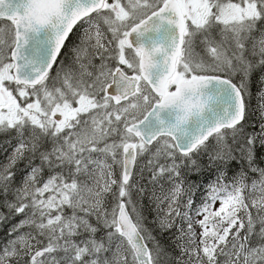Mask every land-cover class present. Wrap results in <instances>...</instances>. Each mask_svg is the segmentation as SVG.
Wrapping results in <instances>:
<instances>
[{"label": "snow or ice", "instance_id": "snow-or-ice-1", "mask_svg": "<svg viewBox=\"0 0 264 264\" xmlns=\"http://www.w3.org/2000/svg\"><path fill=\"white\" fill-rule=\"evenodd\" d=\"M0 21V196L23 214L0 264H264V0H0ZM140 157L179 257L132 198Z\"/></svg>", "mask_w": 264, "mask_h": 264}, {"label": "trees", "instance_id": "trees-1", "mask_svg": "<svg viewBox=\"0 0 264 264\" xmlns=\"http://www.w3.org/2000/svg\"><path fill=\"white\" fill-rule=\"evenodd\" d=\"M0 23H6L5 21H1ZM79 27V26H78ZM264 75V72L261 70H257L251 80L250 84V97L247 98V122H246V131L254 132L259 130V126L261 124V114L258 109V92L261 89L260 77ZM238 78V77H237ZM235 78V79H237ZM14 135L11 132L0 133V163H1V154L4 150L14 147ZM144 161V158L140 157L137 159V166L133 173V181L137 182L139 186H143L145 191L143 193H139L138 191H133L132 198L135 202L138 203L143 209V213L145 216L144 223L147 227L153 230V235L157 237L161 241V243L168 249L171 257H179L180 251L172 244L173 233L176 232V229L173 228L168 232L161 234L159 230L156 228V225L153 223L155 220L156 213L153 211V203L149 200V196L153 190V184L151 182L150 173L147 169L143 171V174L139 173L140 163ZM199 162L202 165H205L204 169L197 175H189V179L198 182L201 187L196 192L194 197L196 203L201 201L202 196L204 195V185L211 181L214 178L215 172L207 167V156L202 155L199 157ZM261 162V166H264V161ZM236 165L229 169V175L231 176L233 171L236 170ZM17 170V169H15ZM254 174H250L252 176ZM158 190V189H157ZM3 197L0 196V212H2L6 219L3 222H0V243H2L7 236L9 224L12 222V218L15 216H9L8 209L2 206ZM179 222V221H177ZM254 239V238H253Z\"/></svg>", "mask_w": 264, "mask_h": 264}, {"label": "rangeland", "instance_id": "rangeland-1", "mask_svg": "<svg viewBox=\"0 0 264 264\" xmlns=\"http://www.w3.org/2000/svg\"><path fill=\"white\" fill-rule=\"evenodd\" d=\"M97 63H98V61H96ZM238 79V78H237ZM11 133H13V135H14V130L13 131H10ZM14 144H16V140H15V138H14ZM13 148L14 147H12V148H9V149H6V150H4L3 152H2V154H1V163L0 164H4V163H6L7 162V158H8V156L12 153V151H13ZM142 158H144V160H146V157H142ZM25 161H20L17 165H16V167H15V169H17V170H15L14 169V171L17 173V175L14 177V179L16 180V182L17 183H19V180H20V178L26 173V171H27V169L25 168ZM35 163H39V161L37 160V161H35ZM141 164L142 163H140V166H141ZM139 169H140V167H139ZM115 171L118 173L119 172V168H118V166L116 167V169H115ZM139 173H140V171H138ZM9 199H11V196H9ZM3 201V200H2ZM200 202H198L197 204H199ZM219 203H217L216 204V207L217 208H219ZM66 211H68V210H66ZM254 211V210H253ZM23 218V214H17V215H15V217H13L12 219V222L9 224V227H8V232H7V236L5 237V239H4V241L2 242V243H0V246H2L8 239H9V229H10V227L13 225V224H16V223H18L21 219ZM202 217H195V219H201ZM258 227V226H257ZM26 229H22L21 231H25ZM200 228L198 227V226H196V232H197V234H198V238H199V233H200ZM233 231H235V229L233 230ZM254 238V240H255V237H253ZM41 239H43V238H41ZM42 246V245H41Z\"/></svg>", "mask_w": 264, "mask_h": 264}, {"label": "water", "instance_id": "water-1", "mask_svg": "<svg viewBox=\"0 0 264 264\" xmlns=\"http://www.w3.org/2000/svg\"><path fill=\"white\" fill-rule=\"evenodd\" d=\"M1 22V21H0ZM135 170V169H134ZM134 170H133V173H134Z\"/></svg>", "mask_w": 264, "mask_h": 264}, {"label": "bare ground", "instance_id": "bare-ground-1", "mask_svg": "<svg viewBox=\"0 0 264 264\" xmlns=\"http://www.w3.org/2000/svg\"><path fill=\"white\" fill-rule=\"evenodd\" d=\"M6 22V21H5Z\"/></svg>", "mask_w": 264, "mask_h": 264}]
</instances>
